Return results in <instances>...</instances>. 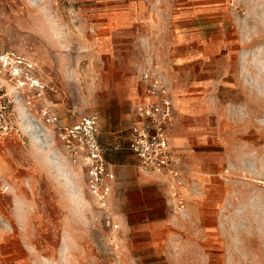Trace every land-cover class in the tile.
Here are the masks:
<instances>
[{"label":"rangeland","instance_id":"1","mask_svg":"<svg viewBox=\"0 0 264 264\" xmlns=\"http://www.w3.org/2000/svg\"><path fill=\"white\" fill-rule=\"evenodd\" d=\"M0 53L39 85L0 73L21 112L0 139V264H264V0H0ZM148 70L188 174L177 212L157 173L169 219L141 236L60 132L97 115L101 141L124 144Z\"/></svg>","mask_w":264,"mask_h":264},{"label":"built area","instance_id":"2","mask_svg":"<svg viewBox=\"0 0 264 264\" xmlns=\"http://www.w3.org/2000/svg\"><path fill=\"white\" fill-rule=\"evenodd\" d=\"M15 58L14 55L0 53V73L3 70L7 71L10 80L24 79L20 83L22 87L26 81L31 80L27 78V73L21 74L17 64L21 65L22 62ZM143 77L148 84L146 100L136 106L137 121L129 132L128 149L138 158L142 170L156 172L166 178L175 211L184 212L186 200L180 190L185 184L188 167L182 154L171 143L176 108L169 88L158 73L148 70ZM30 86L39 87L36 81H31ZM41 93L43 91L39 90V95ZM17 104V96L10 95L0 85V139L8 138L19 131ZM27 104L31 105L32 102L29 100ZM39 121L57 125L59 120L46 106L41 111ZM99 133L98 116L89 115L82 117L70 127H64L60 136L71 157L83 158L91 171L96 195L105 206L108 202L109 186L114 181L115 174L107 168L104 148L99 142Z\"/></svg>","mask_w":264,"mask_h":264},{"label":"crops","instance_id":"3","mask_svg":"<svg viewBox=\"0 0 264 264\" xmlns=\"http://www.w3.org/2000/svg\"><path fill=\"white\" fill-rule=\"evenodd\" d=\"M145 100L146 93L143 92L134 102L133 122L124 144L105 145L99 133V142L104 148L107 168L115 174V191L121 220L128 222L127 226L134 230L136 235L141 236L145 234L138 233L139 231L148 232L154 229L158 231L157 229L162 227V223L169 219L170 204L165 185L158 180L157 173H147L142 170L138 158L128 149L129 132L137 121L136 106L143 104ZM183 110L184 107H180V111L183 112ZM26 178H28L26 170L14 168L12 180H19L22 186L25 185L23 180Z\"/></svg>","mask_w":264,"mask_h":264},{"label":"bare ground","instance_id":"4","mask_svg":"<svg viewBox=\"0 0 264 264\" xmlns=\"http://www.w3.org/2000/svg\"><path fill=\"white\" fill-rule=\"evenodd\" d=\"M22 111V110H21ZM20 114H21V112H20ZM26 121V120H25ZM63 175V174H62ZM67 177V176H66ZM64 180V179H63ZM67 180V179H66Z\"/></svg>","mask_w":264,"mask_h":264}]
</instances>
